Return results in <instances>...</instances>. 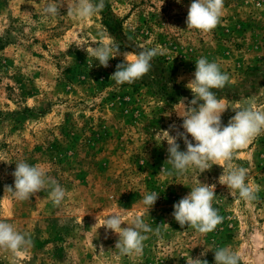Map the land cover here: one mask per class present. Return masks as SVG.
Masks as SVG:
<instances>
[{"label":"rangeland","instance_id":"obj_1","mask_svg":"<svg viewBox=\"0 0 264 264\" xmlns=\"http://www.w3.org/2000/svg\"><path fill=\"white\" fill-rule=\"evenodd\" d=\"M50 2L0 0V221L32 241L18 258L0 250V264H187L191 257L215 264L214 251L224 247L239 254L240 264H264V133L231 161L247 169L246 183L258 189L253 201L238 192L234 198L219 183L227 162L183 175H169L165 163L169 134L177 135L170 126L184 131L174 110L181 98H194L185 85L197 59L218 63L229 76L224 88L213 89L228 107L224 126L250 98L264 111V0H224L219 24L204 34L187 29L192 0H107L125 29L143 30L140 47L164 52L142 79L123 85L110 77L124 52L140 51L120 48L103 10L74 20L60 0L59 14L46 18ZM100 32L121 53L107 68L77 47H95ZM177 143L186 150L183 139ZM19 162L39 165L65 189L60 206L50 186L26 201L5 192V185L14 188ZM200 183L214 185L213 207L223 217L206 235L181 228L172 216L174 204ZM153 191L159 197L149 210L141 201ZM114 212L159 227L145 234L141 255H119L118 236L101 227Z\"/></svg>","mask_w":264,"mask_h":264},{"label":"clouds","instance_id":"obj_2","mask_svg":"<svg viewBox=\"0 0 264 264\" xmlns=\"http://www.w3.org/2000/svg\"><path fill=\"white\" fill-rule=\"evenodd\" d=\"M60 0H51L44 8L45 17L55 18L59 14ZM104 8V0L93 3V0H67V16L84 21ZM224 0H192L186 18L187 29L209 33L217 27L223 15ZM78 44L77 47L86 50L88 60L99 61V66L107 68L109 60L120 55V51L109 43L107 34L99 33V41L95 47H86ZM119 53V54H117ZM158 47L141 50L137 54L124 52V62L117 64L116 71L110 79L116 85L133 84L142 79L152 68L151 61L158 55H163ZM194 78L185 85L193 94V99L181 98L176 105L175 112L183 121L179 131L176 125L170 128L176 129L177 135L171 136L168 142V158L166 164L171 165L172 171L177 175L186 174L190 169L200 173L209 170L212 165H221L227 162V168L219 177V183L226 185L231 196L234 198L238 192V198L248 202L257 199L256 192L246 183L247 169L234 166L231 161L238 150L246 147L255 137L264 133V111L257 110L255 100L250 98L245 106L233 109L232 116L226 126L222 124V115L228 109L225 103L218 99L213 89H222L229 81V76L223 73L216 62H210L201 57L196 61ZM184 77H179L177 83ZM203 103H200V102ZM191 136V139H189ZM178 139H183L186 150H180ZM193 141L195 143H193ZM164 168L162 169V171ZM14 188L5 185V192H12L17 201H26L35 194L41 192L46 186H50L49 196L55 206H60L66 197V191L39 165L33 166L26 162L16 164L12 173ZM214 186V185H213ZM213 186L200 183L192 187L191 192L174 204L172 216L175 221L184 228L194 229L201 235H206L216 229L222 223L223 217L213 207L216 196ZM159 194L155 191L143 196L142 204L150 210L156 203ZM98 221V219H97ZM99 223V221H98ZM97 223V224H98ZM96 224V225H97ZM127 224V227H121ZM95 225V226H96ZM106 230L118 236L115 249L121 256H138L143 252L144 241L148 239L146 233H159L146 224L139 215L125 222L120 213L109 215L103 225ZM32 241L26 234L13 228L5 221H0V250L10 252L14 258H18L21 250L31 246ZM215 252V264H240L241 257L230 247L220 248ZM201 255H205L202 253ZM187 264H208L207 260L199 258L187 259Z\"/></svg>","mask_w":264,"mask_h":264},{"label":"trees","instance_id":"obj_3","mask_svg":"<svg viewBox=\"0 0 264 264\" xmlns=\"http://www.w3.org/2000/svg\"><path fill=\"white\" fill-rule=\"evenodd\" d=\"M101 14L102 22L106 25L108 31L114 36L115 40L118 41L120 48L129 45L132 50L136 51L150 49L145 43L143 47L139 46L142 40L145 39L143 30L139 26L125 29L123 19H119L110 11L107 0H104V8Z\"/></svg>","mask_w":264,"mask_h":264}]
</instances>
